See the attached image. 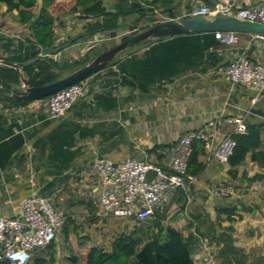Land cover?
I'll use <instances>...</instances> for the list:
<instances>
[{
    "label": "crops",
    "instance_id": "crops-1",
    "mask_svg": "<svg viewBox=\"0 0 264 264\" xmlns=\"http://www.w3.org/2000/svg\"><path fill=\"white\" fill-rule=\"evenodd\" d=\"M217 1L175 0L176 6L171 9L174 17L168 19L186 16L194 4L213 5ZM131 2L103 0V5L123 4L129 8ZM262 2L264 0H233L235 6H256ZM73 4L64 8L62 0H53L49 8L55 18L52 46L65 42L69 36L78 37L84 26L94 20L85 17L81 6L71 10ZM41 5L42 0H37L35 18ZM16 13L15 10L8 12L6 5L0 4V58L22 56L34 50L39 51V55L45 47L35 42L32 25L15 19ZM152 14L147 13V16ZM127 17L135 20L138 13L123 17L124 29L134 31L143 25L132 28L133 25L125 20ZM150 42L152 40L137 44L142 50L129 52L126 57L136 55L144 59L143 53ZM69 48L70 45L51 56L57 59ZM237 54L264 62V47L251 40L249 33H242L234 46L218 43L207 48L202 56L191 57L183 63L178 60L174 72L165 78L141 68L137 78L131 69L123 74L116 64L107 65L102 70L109 68L105 72L113 75L119 72L123 77L122 87L104 92L100 87L91 88L70 111L57 119L48 117L47 98L26 105H9L0 100V216L19 213L23 199L32 191L51 196L55 201V194L60 190L65 201L70 192L80 194L77 200H68L66 206H81L87 213L105 220L96 215L95 157L112 160L135 157L164 164L169 160V148L153 150L152 147L176 144L180 136L207 121L239 114L245 116L246 125L262 124L264 128V92L257 95L241 85L229 92L224 70ZM102 75L100 70L90 78ZM85 96L92 100L87 101ZM94 121L96 124H92ZM222 130L228 133L232 126L223 124ZM260 151L256 159L248 153L244 163L238 166L221 164L212 153L205 152L200 157L205 164L204 170L191 178L186 189L176 190L169 203L154 216H161V223L172 218L175 221L170 225L192 233V239L193 233L202 234L201 226L207 218V243L215 256V264H264V129ZM73 181L80 182L81 188H69ZM225 210L231 220L226 218ZM60 231L62 233L63 226L58 229L52 247L38 252L28 264H36V261L85 264L79 258L73 259L78 256L81 240L85 239L103 248L91 242L88 236L83 238L74 233L71 238L68 233L62 237ZM192 239V256H197L200 252L194 248Z\"/></svg>",
    "mask_w": 264,
    "mask_h": 264
},
{
    "label": "built area",
    "instance_id": "built-area-1",
    "mask_svg": "<svg viewBox=\"0 0 264 264\" xmlns=\"http://www.w3.org/2000/svg\"><path fill=\"white\" fill-rule=\"evenodd\" d=\"M217 14L264 23V2L256 6H235L233 0H218L213 5L197 3L186 15ZM213 34L218 43L226 46H234L240 40L238 32L215 31ZM250 38L264 47V33H251ZM224 73L229 80V92L237 85L257 95L264 92V62L259 59L237 54L229 61ZM91 76L48 96V117L57 119L70 111L89 91L88 81ZM223 124L232 126V130L223 132ZM245 131L244 115L207 121L201 127L180 136L176 144L169 148L170 157L164 164L135 157L117 160L95 157L93 168L98 181L96 215L101 219L137 222L152 218L158 209H163L169 203L176 190L186 189L191 180L187 167L195 140L201 141L205 152L212 153L217 162L228 164L235 147L232 134ZM64 221L65 215L56 209L51 196L32 191L23 199L19 213L9 217L0 216V260L7 259L11 264H28L34 255L45 250L56 239ZM203 243L205 252L192 256L194 264H215V256L209 244Z\"/></svg>",
    "mask_w": 264,
    "mask_h": 264
},
{
    "label": "trees",
    "instance_id": "trees-1",
    "mask_svg": "<svg viewBox=\"0 0 264 264\" xmlns=\"http://www.w3.org/2000/svg\"><path fill=\"white\" fill-rule=\"evenodd\" d=\"M174 1L132 0L129 8H125L123 4L107 7L103 5V0H62V4L65 5V8L73 2L71 10L81 6L85 17H92L94 19L86 25V32L78 36L81 38L85 37V34L90 33L94 35L99 32H108L110 36L114 37L117 30L124 29L125 22L123 17L125 15L133 12L138 13V17L134 20L135 23L132 27L135 28L141 17L164 6L171 5ZM1 3L6 5L8 12L14 10L17 12L15 19L19 23L33 26V35L36 43L41 44L45 48L53 44L55 18L49 10L53 0H42L37 18H35L37 0H0ZM162 14L174 17L172 10L164 11ZM186 17L189 16L186 15ZM130 36L122 37L121 41ZM75 42L77 40H74L71 44ZM217 44L218 41L214 37L213 32L167 36L150 42L148 48L143 53L144 59L131 55L125 58H116L108 65L116 64L119 71L123 72V74L125 70L131 69L137 78L139 76V68L147 69L152 75H157L156 77L165 78L174 72L178 60L183 63L191 57L202 56L207 48ZM104 50L106 48L94 51V46H91L81 59L74 60L60 61L52 56H46L26 66L21 72L34 86L42 85L64 76L63 72L65 69H68L70 72L86 64ZM91 51H94L93 56L90 55ZM38 53L39 51L34 50L22 56L5 57V59L12 62H21L38 56ZM0 84V92L3 93L0 100L6 104L26 105L29 103L28 101H11L7 97L14 87L20 85V73L16 69L0 64ZM263 129L262 124L247 123L244 133L232 134V138L235 140V147L229 158V165L238 166L243 164L248 153L251 154L252 159H256L260 155L261 133ZM174 144L155 145L152 149L155 150L158 147L171 148ZM204 154L203 143L195 140L192 144V152L188 160L187 174L189 176H197L204 170L205 164L200 159ZM225 211V213H228V210ZM226 218L231 220L229 213ZM153 224L158 228L157 232L149 234L145 228H141L136 235L133 233L121 234L112 241L109 251L87 243L86 239L81 240L80 246L77 249L78 256H74L73 259L77 261L79 258L85 264H194L192 259L193 251L190 245L192 233L187 234L170 225H163L159 220H154ZM53 242L47 248H51ZM225 246H228V243ZM41 263H44V261H36V264ZM0 264L11 263L7 259H3L0 260Z\"/></svg>",
    "mask_w": 264,
    "mask_h": 264
},
{
    "label": "rangeland",
    "instance_id": "rangeland-1",
    "mask_svg": "<svg viewBox=\"0 0 264 264\" xmlns=\"http://www.w3.org/2000/svg\"><path fill=\"white\" fill-rule=\"evenodd\" d=\"M107 7H109V5L106 4ZM157 11V10H155ZM82 17V16H80ZM168 16L156 12L153 13L150 16L145 15L144 17H141V20L137 23V24H143L141 26H138V29L134 30V31H129L126 29H119L117 30V33L114 37L110 36V34L108 32H99V33H95L94 35L89 34H85V37H77L75 40H77V42H75L74 44L70 45V48L65 51L62 55H60L57 59L62 61V60H74V59H81L82 56H84V54L86 53L87 49L90 48L91 46H94V51H98L101 50L103 48H110L112 46H114L115 44L119 43L122 39V37L124 36H130V35H134L140 31H142L145 26L147 25V22L150 23V25L156 23V22H160L163 20H167ZM129 24H134V20H132L131 17H127L125 19ZM87 25V24H86ZM86 25L83 28V32H86ZM149 26V25H148ZM69 37H67V39H69ZM66 39V40H67ZM144 44H146V42H144ZM139 46V45H138ZM136 46L134 50H127L124 53L118 55L116 58H125L126 55H128L129 52L134 53V52H140L142 50V48ZM94 51L90 52V55L93 56L94 55ZM115 58V59H116ZM105 70H109V68L105 69ZM105 70H101V72L103 73L102 77L100 78H90L89 79V83H88V90L87 92H90L91 88H99L101 90H103L102 92H104V90H118L120 89L121 84H122V75L118 72L117 70V75H113L112 73H106ZM104 71V72H103ZM67 73H69L68 69H65V71L63 72L64 75H66ZM109 75V76H108ZM108 76V77H107ZM116 93V92H115ZM88 94V93H87ZM92 94V93H91ZM90 94V95H91ZM86 97V96H85ZM87 98V97H86ZM92 100V97H88L87 101ZM92 124H96V121H94ZM108 128H104V130H106ZM130 133H128L129 135ZM124 139H128L127 135H125L124 133ZM61 185L58 186V190L60 189ZM69 188H81V183L80 182H76L73 181L72 186H70ZM56 189V190H57ZM57 190V191H58ZM56 191V192H57ZM47 194V193H46ZM50 195H54V194H50ZM64 194L61 195L60 190L55 194V207L57 210L61 211L64 215H65V221L63 223V231L60 234L62 237H65L68 233H70V237L74 238V233L75 234H81L83 235V238H85V236H88L89 238H91V242H94L97 245H101L103 248L105 249H109L111 248V243L112 241L120 236L121 234H129V233H133V234H137L139 233V229L141 228H145L147 233L151 234V232H157L158 228L154 226L153 222L154 220H159V216H154L144 222H137L134 220H124V219H105V220H100L98 217H95L93 214H89L87 213V211L81 207L76 205L74 208H71L69 206H66L68 204V200H77L80 196L79 193H72L70 192L69 197L67 199V201L64 200V197H62ZM78 202V201H77ZM189 214V211H188ZM167 214L164 213L163 216H165ZM166 217V216H165ZM165 219V218H164ZM192 219H194L192 217ZM195 220V219H194ZM175 220H173L172 218H168L165 219L162 224L163 225H170V222H173ZM207 218L204 219V224L201 226V233L202 234H197L193 233V238L192 239V244L194 245V248H197V250H199V252H205V250H203V242H205V244H207V228H208V223H207ZM171 226V225H170ZM203 236V237H202ZM202 237V238H201ZM64 241V240H63ZM74 241V240H73ZM68 264H73L71 262H68ZM80 264V263H78Z\"/></svg>",
    "mask_w": 264,
    "mask_h": 264
},
{
    "label": "water",
    "instance_id": "water-1",
    "mask_svg": "<svg viewBox=\"0 0 264 264\" xmlns=\"http://www.w3.org/2000/svg\"><path fill=\"white\" fill-rule=\"evenodd\" d=\"M175 4L164 6L157 11L150 13H162L171 10ZM215 31H232L238 33H264V23L253 22L249 20L239 19L233 15H208V16H192V17H176L173 19L156 22L145 27L142 31L120 41L114 46L107 48L97 54L91 61L70 71L66 75L48 83L34 86L30 80L21 72L23 68L35 63L37 60L46 56H51L61 52L63 49L71 45L77 38L73 37L69 40L56 45L45 48L38 56L21 61L12 62L4 58H0V64L12 67L20 73V85L12 89L7 95L11 101H36L50 96L51 94L65 88L68 85L79 82L89 76L99 72L107 66L118 55L129 50L137 44L157 41L163 37L188 34V33H207ZM170 151L168 152V158Z\"/></svg>",
    "mask_w": 264,
    "mask_h": 264
}]
</instances>
